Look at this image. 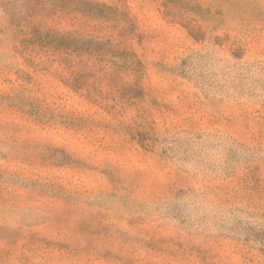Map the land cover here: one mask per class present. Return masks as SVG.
I'll use <instances>...</instances> for the list:
<instances>
[{"label":"rangeland","instance_id":"rangeland-1","mask_svg":"<svg viewBox=\"0 0 264 264\" xmlns=\"http://www.w3.org/2000/svg\"><path fill=\"white\" fill-rule=\"evenodd\" d=\"M0 264H264V0H0Z\"/></svg>","mask_w":264,"mask_h":264}]
</instances>
